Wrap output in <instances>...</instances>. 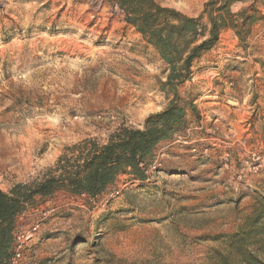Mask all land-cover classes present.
Segmentation results:
<instances>
[{"label":"rangeland","instance_id":"rangeland-1","mask_svg":"<svg viewBox=\"0 0 264 264\" xmlns=\"http://www.w3.org/2000/svg\"><path fill=\"white\" fill-rule=\"evenodd\" d=\"M154 1L193 18L208 2ZM254 6L244 41L222 31L178 89L195 109L147 179L122 176L98 200L37 199L16 264H212L225 252L264 196V0ZM166 76L116 0H0V190L38 182L85 140L141 128L172 99Z\"/></svg>","mask_w":264,"mask_h":264},{"label":"trees","instance_id":"trees-1","mask_svg":"<svg viewBox=\"0 0 264 264\" xmlns=\"http://www.w3.org/2000/svg\"><path fill=\"white\" fill-rule=\"evenodd\" d=\"M126 23L152 47L166 67L161 84L172 96L161 112L149 115L141 128L120 126L105 140H85L73 146L70 156L56 161L38 182L0 190V264H12L23 217L36 200H47L58 192L75 198L98 200L115 191L120 177L144 182L159 145L182 134L189 103L181 105L178 89L192 75L193 65L211 50L220 33L234 31L243 42L257 11L251 1L237 14L231 6L250 0H208L197 18L162 7L154 0H116ZM248 12H251L248 14ZM224 253H216L212 264H264V196H256L250 214L237 232L224 238Z\"/></svg>","mask_w":264,"mask_h":264},{"label":"built area","instance_id":"built-area-1","mask_svg":"<svg viewBox=\"0 0 264 264\" xmlns=\"http://www.w3.org/2000/svg\"><path fill=\"white\" fill-rule=\"evenodd\" d=\"M119 193L116 191V192H113L110 194V197H114L115 195H118ZM36 228H33V231H35ZM19 249L20 247H18L15 251V255L12 259V264H16L17 260L20 258V253H19Z\"/></svg>","mask_w":264,"mask_h":264}]
</instances>
